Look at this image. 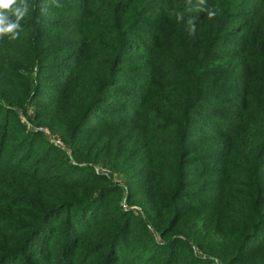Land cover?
<instances>
[{
  "label": "trees",
  "instance_id": "obj_1",
  "mask_svg": "<svg viewBox=\"0 0 264 264\" xmlns=\"http://www.w3.org/2000/svg\"><path fill=\"white\" fill-rule=\"evenodd\" d=\"M28 3L30 10L18 38L0 40L1 47L11 48L12 56L36 67L34 86L17 105L43 97L53 103L72 97L73 103L65 109L71 117L61 122L73 123L65 141L79 155L85 147L94 159L101 150H111L115 167L123 166L129 154L134 160L149 159L140 137L149 133L144 130L147 121L161 126L152 131L162 134L160 141L166 146L153 150L161 166L143 181L158 182L157 202L168 205V218L166 212L153 217L154 227L165 235L178 219L180 202L185 201V208L196 204L191 189L200 179L217 175L220 167L224 170L221 153L226 152L227 163L235 162L230 171L240 170L249 189L235 210L238 227L232 260L264 256V0H206V6L217 11L211 20L199 11L202 5L190 7L187 1L178 10L172 0ZM140 6L146 11L142 16L137 15ZM87 65L92 67V79L84 84L82 71ZM46 75L67 79L49 81L57 87L49 85L47 90L42 80ZM117 101L122 107L111 104ZM256 106L259 115L253 116ZM127 108L136 112L130 114ZM1 114L0 174L7 164L13 175L32 179L35 184L28 183L29 192L35 197L67 186L68 192L84 189L85 195L78 201L49 200L50 205L45 202V207L37 208V217L20 244L0 248V264H76L80 246L84 254L94 248L88 256L94 264H212L187 254L188 244L181 239L168 241V249L153 259L133 254L128 260L126 246L120 248L116 242L115 230L87 247L85 241L100 224L95 194H123V187L92 168L71 165L65 157L59 158L60 164L44 168L57 148L33 159L40 134L26 132L16 113L2 104ZM11 119L21 127L10 129ZM88 121L92 126H87ZM135 122L134 128L126 129ZM208 131L220 141L215 150H207L212 141ZM13 141L17 144L8 149ZM149 169L151 173L153 168ZM41 173L47 180L40 178ZM224 175L229 176V170ZM91 183L103 186L90 188ZM125 220L132 225L128 216ZM53 241L57 246L50 249Z\"/></svg>",
  "mask_w": 264,
  "mask_h": 264
},
{
  "label": "rangeland",
  "instance_id": "obj_2",
  "mask_svg": "<svg viewBox=\"0 0 264 264\" xmlns=\"http://www.w3.org/2000/svg\"><path fill=\"white\" fill-rule=\"evenodd\" d=\"M185 1L189 6V0H172V5L178 10V7H181ZM191 2L190 7H200L199 0H191ZM141 7L137 10L138 16L146 13ZM239 23L243 22L237 24ZM140 27L146 30V26L142 25ZM10 49L0 46V104L7 106L16 113L19 123L23 125L26 132L29 130L30 133L38 132L40 134V140L36 142L32 158L41 157L43 153H49V150L55 147L57 148L56 152L50 153L51 155L44 168L52 166L53 163L60 164L59 158L65 157L68 158L71 165L77 164L78 166L92 168L95 174L106 176L111 180V183L118 184L124 189L123 194L120 192H114L107 196L100 192L95 194L97 198L94 200H99L95 214L100 208V224L94 228V235L92 234L85 241L87 247L98 243L100 240L107 239L106 234L115 230L114 233L118 234L116 242L120 248L126 246V252L129 253L128 260L133 254L143 256L144 260L153 259L158 254H162L160 250L163 252L168 249V246H166L168 241L173 243V240L181 239L188 244L187 254L191 252L193 257L200 260V262L210 261L212 264H264V256L246 262H233L234 260H232L238 227L236 224L238 214H235V210L236 206L244 199L243 194L248 192L249 189L246 187L247 180L240 173V170L230 171L233 170L235 162L230 160L227 163L228 156L226 152L221 153L224 158V170L221 172L220 167L217 175L204 176L200 179L198 186L191 189L196 204L185 208V201H181L178 219L174 223L172 231L165 235L154 227L155 219L153 217L166 212L168 218V205L167 203L157 202L158 187L156 186L158 182L143 181L144 178L155 172V167L161 166V163L157 160L159 155L154 153L153 150L156 147L166 149V146L161 144L159 136L162 134L157 132L156 134L152 131L160 130L162 127H154L152 120L147 121L144 126V130L149 133L141 136L140 139H144L141 146L142 150H146L148 153L149 159L147 160H134L131 159L129 154L125 158L123 166L115 167L112 163L114 154H111V150H101L95 159L85 147L80 153L81 155L75 153V147L65 141L70 136L73 123L68 122L61 125L65 118L69 119L71 117V112H65V109L73 103V98L70 97L69 100L53 103L54 100L43 97L38 100H29L24 106L17 105L24 101L27 92L34 86L31 81L36 80L37 75L36 67L31 62L12 56ZM91 70L92 67L87 65L82 71L85 74L84 84L91 81ZM42 78L47 90H49L47 87L49 85L57 87L56 84L49 81L63 82L67 79L64 75H46ZM49 94L52 96L53 93ZM44 103L47 104L45 107L43 106ZM111 104L122 107L119 101L111 102ZM257 108V106L254 108L253 116L259 115L256 111ZM127 111L130 114L136 112L132 108H127ZM3 120L4 115L1 114L0 139ZM209 121L212 124L214 123L210 119ZM19 123L11 119L10 129L21 127ZM131 124L126 129L134 128L136 122ZM87 126H92V121H88ZM206 135L212 139L206 145L207 150H215V146L220 141L216 139L215 134L211 131H208ZM16 144L13 141L8 143L7 147L11 149ZM122 146H124V142ZM124 154H127V151ZM130 163L132 167H129ZM65 164L68 166V161H65ZM236 166L240 168V164ZM151 167L153 169L150 173L149 168ZM225 169L229 170V176L224 175ZM12 172L13 170L6 164L4 171L0 174V248L3 249L20 244L37 217V208L45 207V202L46 205H50L49 200L59 198H64L67 201H78L85 195L84 189L68 192L69 187L67 186V188L59 191L50 193L45 191L48 196L46 193H42L45 195L35 197L29 192L28 185V183L35 184V182L30 178L17 177ZM40 178L47 180L43 173L40 174ZM163 178L167 179V176L163 175ZM50 185L59 187V185ZM102 186V183H91L89 185L90 188L95 189H100ZM110 190L112 189L105 191L109 192ZM181 212H185V214L181 215ZM126 216L132 221V225L128 220H125ZM169 217V221H172V215H169ZM60 224H56V227L59 228ZM126 226H130V232H127L128 228ZM56 238H58L57 235ZM125 240L127 243H124ZM55 243L56 241L50 243V249L56 248ZM93 249L91 248L87 254H84L80 246L78 258L75 261L76 264H94L88 261V256ZM43 264L49 263L44 262Z\"/></svg>",
  "mask_w": 264,
  "mask_h": 264
},
{
  "label": "clouds",
  "instance_id": "obj_3",
  "mask_svg": "<svg viewBox=\"0 0 264 264\" xmlns=\"http://www.w3.org/2000/svg\"><path fill=\"white\" fill-rule=\"evenodd\" d=\"M202 7L199 11L206 13V19H214L217 11L214 8L206 6V0H199ZM191 0H189V5ZM30 5L28 0H0V40L8 37L11 40L18 38L21 28V22L28 15ZM192 31H195L193 27Z\"/></svg>",
  "mask_w": 264,
  "mask_h": 264
}]
</instances>
